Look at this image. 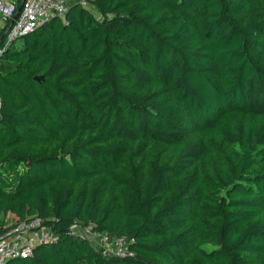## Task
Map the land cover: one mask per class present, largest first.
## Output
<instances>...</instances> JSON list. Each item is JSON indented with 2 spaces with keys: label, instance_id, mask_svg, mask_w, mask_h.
<instances>
[{
  "label": "trees",
  "instance_id": "1",
  "mask_svg": "<svg viewBox=\"0 0 264 264\" xmlns=\"http://www.w3.org/2000/svg\"><path fill=\"white\" fill-rule=\"evenodd\" d=\"M66 18L20 45L1 30L0 230L35 216L57 236L6 264H264V0H93Z\"/></svg>",
  "mask_w": 264,
  "mask_h": 264
},
{
  "label": "built area",
  "instance_id": "2",
  "mask_svg": "<svg viewBox=\"0 0 264 264\" xmlns=\"http://www.w3.org/2000/svg\"><path fill=\"white\" fill-rule=\"evenodd\" d=\"M92 1L76 0V3L89 7ZM20 3L18 0H0V29L4 30L3 35L7 42L35 31L53 17L59 16L67 22L66 14L72 5L70 0H25L17 18H14ZM2 53L3 49H0V55ZM1 105L0 95V109ZM72 230L89 239L103 255L134 254L133 249L130 248L133 238L107 231H94L92 224L87 226L74 224ZM55 240L57 236L51 226L43 223L40 217L33 216L14 225H5L0 230V264H6L12 258L32 256L38 245Z\"/></svg>",
  "mask_w": 264,
  "mask_h": 264
},
{
  "label": "rangeland",
  "instance_id": "3",
  "mask_svg": "<svg viewBox=\"0 0 264 264\" xmlns=\"http://www.w3.org/2000/svg\"><path fill=\"white\" fill-rule=\"evenodd\" d=\"M0 28H1V26H0ZM0 35H1V29H0ZM22 43V40L19 38L18 40H17V45H20ZM15 219H14V216L12 215V214H10V216H8L7 218H6V221H8V222H13Z\"/></svg>",
  "mask_w": 264,
  "mask_h": 264
},
{
  "label": "water",
  "instance_id": "4",
  "mask_svg": "<svg viewBox=\"0 0 264 264\" xmlns=\"http://www.w3.org/2000/svg\"><path fill=\"white\" fill-rule=\"evenodd\" d=\"M24 1H25V0H21L20 6H19V8H18V10H17V12H16L14 18H17L18 14H19V12H20V10H21V7H22V5H23V3H24ZM22 36H24V34L21 35L20 37H22ZM2 37H4V35H3ZM20 37H19V38H20ZM35 79H36V80H40L41 77H40V76H36Z\"/></svg>",
  "mask_w": 264,
  "mask_h": 264
},
{
  "label": "crops",
  "instance_id": "5",
  "mask_svg": "<svg viewBox=\"0 0 264 264\" xmlns=\"http://www.w3.org/2000/svg\"><path fill=\"white\" fill-rule=\"evenodd\" d=\"M70 3H71V4H74V3H76V0H70ZM8 216H10V213L7 214V215L5 216V220H6V218H7Z\"/></svg>",
  "mask_w": 264,
  "mask_h": 264
}]
</instances>
